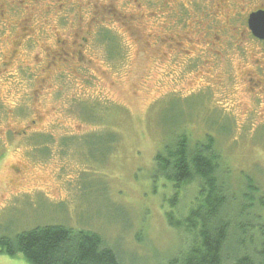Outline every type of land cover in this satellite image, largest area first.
<instances>
[{
	"label": "rangeland",
	"instance_id": "rangeland-1",
	"mask_svg": "<svg viewBox=\"0 0 264 264\" xmlns=\"http://www.w3.org/2000/svg\"><path fill=\"white\" fill-rule=\"evenodd\" d=\"M260 9L264 0H0V238L65 226L100 234L129 264H167L181 239L164 215L174 188L154 181V160L181 132L191 146L214 138L236 198L247 195L242 175L264 194V43L247 25ZM102 29L121 42L120 61H107ZM108 130L117 148L26 145ZM0 264L28 263L0 253Z\"/></svg>",
	"mask_w": 264,
	"mask_h": 264
},
{
	"label": "trees",
	"instance_id": "trees-1",
	"mask_svg": "<svg viewBox=\"0 0 264 264\" xmlns=\"http://www.w3.org/2000/svg\"><path fill=\"white\" fill-rule=\"evenodd\" d=\"M108 31L102 29L99 43L104 50L107 46L105 56L113 64L121 60L125 50L122 56L116 51L121 42ZM87 117L90 122L95 119L91 113ZM90 138L92 148H117L119 140L116 132L109 130L69 141L40 133L26 145L85 148ZM173 141L154 160V181L164 180L174 188V197L165 201L169 210L164 215L168 227L181 239L180 249L167 264H264V194L253 178L242 175L247 179V195L238 199L232 195L227 167L224 173L221 171L222 156L213 137L191 146L189 136L181 132ZM191 186L197 193L181 208L184 193ZM108 245L98 233L50 225L22 231L15 237H1L0 253L21 256L28 264H129Z\"/></svg>",
	"mask_w": 264,
	"mask_h": 264
},
{
	"label": "water",
	"instance_id": "water-1",
	"mask_svg": "<svg viewBox=\"0 0 264 264\" xmlns=\"http://www.w3.org/2000/svg\"><path fill=\"white\" fill-rule=\"evenodd\" d=\"M248 28L256 39L264 41V11H257L249 16Z\"/></svg>",
	"mask_w": 264,
	"mask_h": 264
},
{
	"label": "flooded vegetation",
	"instance_id": "flooded-vegetation-1",
	"mask_svg": "<svg viewBox=\"0 0 264 264\" xmlns=\"http://www.w3.org/2000/svg\"><path fill=\"white\" fill-rule=\"evenodd\" d=\"M264 11V9H260V10H257V11ZM257 11H255V12H257ZM252 13H254V12H252ZM250 16V15H249ZM248 19H249V17H248ZM248 22V21H247ZM247 25H248V23H247ZM249 32H250V30H249ZM251 33V32H250ZM251 35H252V33H251ZM252 37L253 38H255L253 35H252ZM256 39V38H255ZM256 40H258V39H256ZM258 41H260V40H258ZM260 42H263L264 43V41H260Z\"/></svg>",
	"mask_w": 264,
	"mask_h": 264
}]
</instances>
